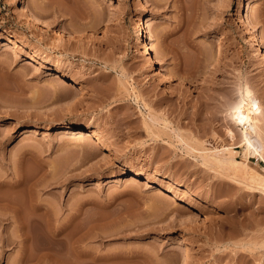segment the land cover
I'll list each match as a JSON object with an SVG mask.
<instances>
[{
	"label": "rangeland",
	"instance_id": "obj_1",
	"mask_svg": "<svg viewBox=\"0 0 264 264\" xmlns=\"http://www.w3.org/2000/svg\"><path fill=\"white\" fill-rule=\"evenodd\" d=\"M245 1L264 47V0ZM239 2L0 0V264H264L258 178L206 160L232 148L263 173L229 118L242 97L249 110L248 89L264 138V62L246 49ZM140 18L150 19L153 70L138 49ZM31 54L85 84L75 106L54 74L27 64ZM71 121L110 141L60 133ZM127 169L140 181H122ZM180 190L187 199L164 197Z\"/></svg>",
	"mask_w": 264,
	"mask_h": 264
},
{
	"label": "bare ground",
	"instance_id": "obj_2",
	"mask_svg": "<svg viewBox=\"0 0 264 264\" xmlns=\"http://www.w3.org/2000/svg\"><path fill=\"white\" fill-rule=\"evenodd\" d=\"M140 1L142 3L141 4L142 7L146 9L145 7L149 5V0H140ZM237 10L240 12V15H241L240 16V26L248 34V38L246 39V49L248 50V52H251V53L256 52L258 55V58L261 59V62H264V47L262 45L258 31L254 29L255 27L253 28V26H249L250 25V15L248 11H246V1L245 0H240ZM259 11L257 13H259ZM31 16L34 18L35 22L42 23L41 18L39 17L40 15L37 14L35 11L31 12ZM260 19L261 18H259V20ZM149 21H150L149 18H147L146 20H144V18H140L136 26V32L138 35V43H139L138 49H140V51H142L143 56L146 57L147 67L153 70L157 68L158 56L153 51V49L149 47V37L147 35V30H146V24L149 23ZM44 26L46 27V30H49V31L53 30V29H50V26H48L47 24ZM71 34L72 33H69L68 31V35L72 36ZM226 36H228V34H226L225 32L224 37ZM12 43H14L13 39L11 37H8L5 45H9ZM28 59H29L27 62L28 65L37 64L38 69H40L41 67H44L48 70L47 71L48 74H54V79L57 81L56 82L57 85L59 86L61 91L66 92V94L68 92L69 94L71 93L73 96L74 93L75 94L77 93V91H82L84 89L85 84L81 80L70 78L67 74L59 70L57 67L51 66L45 63V61L41 60L38 56L31 54ZM159 70L161 73L165 74L170 79H172V81H182L180 80V77H178L175 73L166 70L163 66H160ZM246 96L251 103V106H248L249 110H247L248 108L243 107V103L246 101L242 102V99H243L242 97L239 102L231 106L229 118H231L232 122L236 126L243 125L244 127L240 129V137H241L240 143H242V147L244 148V150L248 154L256 155L264 161V138H263L262 132L259 127V124H260L259 116L262 113L260 102L254 97L249 95L248 89H246ZM65 103L68 106L69 105L75 106V104L78 103L77 96H73V97L70 96V98L66 100ZM34 127L36 126L24 128V131L33 132ZM73 131L76 134H78L80 138H83V137L86 138V136H88L89 138H92V142H91L92 145L93 144L94 145L95 144L105 145L107 142L110 141V138H108V136L103 135L96 128V125L93 122L80 123L76 121H71V122H67L66 124H64L63 127L60 129V133H63V134L66 132L70 133ZM227 135L228 137L233 139L235 136L234 130L229 128L227 131ZM177 137L179 141H182L183 140L182 138L184 136L180 132H177ZM188 148H189L188 150L190 151L191 150L198 151L197 147L195 148L188 147ZM237 152L238 151L233 150L232 148L228 151L221 150L220 152L218 151V152L212 153V155H210V157H208V159L206 160H208L209 163H212L216 165L217 167H219V169L226 170V172L232 171L233 176H235L234 178L237 177L236 179H239V180L243 179L241 181H245L246 183L251 181V178L256 175V177L258 178V184L260 185L258 186L257 184V186L264 189V166L261 167L263 169L262 170L263 173L257 171L255 168L251 167V165H249L248 162L239 161L236 158ZM126 172L127 174L126 176L122 178V181H131V180L140 181L139 179H141V176H143L142 173L137 172L136 170H132V169H127ZM147 183H148L147 184L148 188L150 187L154 188L155 191L157 192H163L166 184L173 185V183L170 180H165L164 183L166 184L162 183V184L155 185L152 182H147ZM188 194L189 192L186 190H180L178 193L166 191L164 194V197L166 199H170L172 201L178 202V201L187 199ZM86 255L87 253L85 252V250L83 249L81 250L80 248V251H78V257H80V259H84ZM88 261L89 259L81 260L80 264H93Z\"/></svg>",
	"mask_w": 264,
	"mask_h": 264
}]
</instances>
